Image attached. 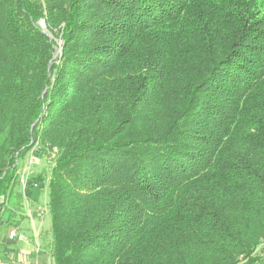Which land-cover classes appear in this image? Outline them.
Here are the masks:
<instances>
[{
  "label": "trees",
  "instance_id": "16d2710c",
  "mask_svg": "<svg viewBox=\"0 0 264 264\" xmlns=\"http://www.w3.org/2000/svg\"><path fill=\"white\" fill-rule=\"evenodd\" d=\"M27 155L53 264H254L264 0H0V225Z\"/></svg>",
  "mask_w": 264,
  "mask_h": 264
},
{
  "label": "rangeland",
  "instance_id": "374dc122",
  "mask_svg": "<svg viewBox=\"0 0 264 264\" xmlns=\"http://www.w3.org/2000/svg\"><path fill=\"white\" fill-rule=\"evenodd\" d=\"M44 27V26H43ZM61 50L60 45L57 47V53ZM51 163V160L49 157H30V155H27L24 159V167L25 170L22 171V179L19 177L18 181V191H23V186L25 178L27 175L30 174V176L33 177H41V182L38 186L36 185H29L27 188V195L22 196L21 206L18 209V213L15 216V222L18 224L14 226L8 227L6 224L0 225V236H4L8 234V232L12 228H16L18 234L19 230L24 233L28 237H32L42 231V236H40V240H37L36 245L31 248L32 251H39L43 252V240L44 243H49L50 236L45 235L44 232L49 230L50 228V213L48 209V202H49V185H48V177H49V165ZM39 181V178H38ZM43 181V182H42ZM21 212V213H20ZM37 213L41 214V217L37 216ZM6 212H3L1 214V218H6ZM41 235V234H40ZM42 237V240H41ZM36 238H39V236H36ZM45 245V250L46 249ZM17 246V244H15ZM26 249V248H24ZM23 249H21L22 251ZM29 250V249H27ZM20 251L19 247H15L14 249L11 248H3L0 245V258L4 257V254L8 253L14 255ZM48 251V250H47ZM49 252V251H48ZM256 257L258 258L257 262L254 264H264V243H261L258 248L255 251ZM6 260V259H5ZM13 260V259H12ZM1 264V263H0ZM9 264H18L15 260H13Z\"/></svg>",
  "mask_w": 264,
  "mask_h": 264
},
{
  "label": "crops",
  "instance_id": "0c3cea01",
  "mask_svg": "<svg viewBox=\"0 0 264 264\" xmlns=\"http://www.w3.org/2000/svg\"><path fill=\"white\" fill-rule=\"evenodd\" d=\"M37 216L41 217V214L37 213ZM19 233H21L20 238L17 239L15 242L8 243V244L10 245L9 248L11 249H14L15 247H19L20 251H18L14 255H12V253L4 254V257L0 258L1 264H9V262L11 263L13 260H15L18 264H53L51 253L45 250L46 243H44L45 242L44 240H43L44 246L42 249L44 250L43 252L32 251L33 249L31 248V246L33 247L34 245H36L37 240L38 241L40 240V236H42V231L38 232L35 235V237L34 236L28 237L24 233H22L20 230H19ZM44 234L45 235L49 234L50 236L49 230L48 231L46 230ZM36 236H39V238H36ZM0 240L6 242L8 240L7 234L2 237L0 236ZM41 240H42V237H41ZM15 244H17V246H15ZM21 249L23 250L21 251Z\"/></svg>",
  "mask_w": 264,
  "mask_h": 264
},
{
  "label": "built area",
  "instance_id": "2783aa9c",
  "mask_svg": "<svg viewBox=\"0 0 264 264\" xmlns=\"http://www.w3.org/2000/svg\"><path fill=\"white\" fill-rule=\"evenodd\" d=\"M40 26L42 27V25H41V20H40ZM30 157L32 158L33 156H31L30 155ZM25 170V168H23V170L22 171H24ZM22 174V173H21ZM22 175L20 176V179H22ZM26 180H27V176H26V178H25V181H24V184L26 183ZM25 186V185H24ZM23 186V187H24ZM7 238L9 239V240H16V239H19L20 238V235L18 234V232H17V229L16 228H12L9 232H8V234H7Z\"/></svg>",
  "mask_w": 264,
  "mask_h": 264
},
{
  "label": "water",
  "instance_id": "95a60500",
  "mask_svg": "<svg viewBox=\"0 0 264 264\" xmlns=\"http://www.w3.org/2000/svg\"><path fill=\"white\" fill-rule=\"evenodd\" d=\"M6 242H7V243H13V242H15V240H9V239H8Z\"/></svg>",
  "mask_w": 264,
  "mask_h": 264
},
{
  "label": "bare ground",
  "instance_id": "6f19581e",
  "mask_svg": "<svg viewBox=\"0 0 264 264\" xmlns=\"http://www.w3.org/2000/svg\"><path fill=\"white\" fill-rule=\"evenodd\" d=\"M39 24H40V22H39ZM41 25H42V27L44 26V22L43 21H41Z\"/></svg>",
  "mask_w": 264,
  "mask_h": 264
}]
</instances>
